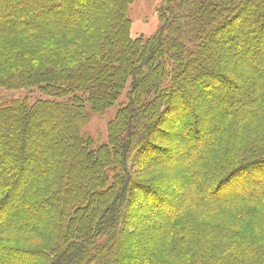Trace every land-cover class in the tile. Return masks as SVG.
<instances>
[{
    "label": "trees",
    "instance_id": "obj_1",
    "mask_svg": "<svg viewBox=\"0 0 264 264\" xmlns=\"http://www.w3.org/2000/svg\"><path fill=\"white\" fill-rule=\"evenodd\" d=\"M133 1L0 0V91L42 96L0 97V264H264V0H163L135 39Z\"/></svg>",
    "mask_w": 264,
    "mask_h": 264
},
{
    "label": "rangeland",
    "instance_id": "obj_2",
    "mask_svg": "<svg viewBox=\"0 0 264 264\" xmlns=\"http://www.w3.org/2000/svg\"><path fill=\"white\" fill-rule=\"evenodd\" d=\"M163 4V0H134L128 7L127 9V18L129 19L130 22V37L132 39L135 38H147V37H151L153 36L159 29L160 27V21H159V9L161 8ZM76 9H78L79 11H84L83 9V5H77L74 4L73 5ZM215 45H216V52H218L221 55H224V57L227 58V56L232 52V51H237L240 48V44H238L237 41H233V40H229L227 42L221 43L219 40L215 41ZM219 47H224L222 48V50H219ZM218 48V49H217ZM224 50V51H223ZM222 51V52H221ZM240 61V60H239ZM239 61H236L234 63H232L231 61H229L228 63H225L226 66L228 67L229 72L230 69L234 68L236 69V67L239 66ZM240 68V67H238ZM124 94L122 95L123 98ZM211 94L208 92L206 95H204L202 97V101H204L203 103H207L210 98H211ZM0 97L3 98H26L29 101H34L38 98H41L42 96L40 95V93L37 90H18V91H0ZM122 99H120L121 101ZM116 107H113L110 111L106 112L103 115H98V114H90V118L88 123L83 127L82 132L84 134L89 135L93 141L95 142V144H101V143H105L106 139H107V124L108 122L111 120V118L114 115V111H115ZM171 117L168 116L165 118V121L163 123L165 130H166V137H163L162 135H157L155 137V141L156 143H158V145L164 147V148H173L172 150L175 151L174 155L175 158L181 156V154H183L182 151H180V145L183 141H185L184 136H181V131L179 129L178 123H172L170 121ZM173 121V120H172ZM176 148V149H174ZM170 157V156H169ZM175 163V162H174ZM145 162L140 160L138 161V163L136 164V168L134 170V177L135 179L138 180H146L149 179L150 177H154L155 175H157L156 172L148 169L147 167H145ZM185 188V185H177V186H170L167 185L166 186V192H168V194H172L173 192L177 193V195L174 197V201L176 200L179 201V198L181 197V193ZM175 190H177L178 192H176ZM173 196V194H172ZM133 204H135V208H138L140 206V202L138 203V201L133 202ZM146 215L147 218L141 219L140 223L147 226L145 227L143 234L141 237H147L149 238L148 240H150L149 242L151 243V245L154 243L155 245V239L154 237H152V233L150 231V229L155 228L157 225L156 223H153L154 219H151L150 217V213H154V208L147 206L146 210ZM17 215L21 213H19L17 211L16 213ZM16 215V217H17ZM129 222V221H128ZM127 225L129 227V230H135V224L132 222H129ZM148 224L146 225L145 223ZM134 225V226H133ZM137 227V226H136ZM140 230V229H139ZM122 238L124 237V232L122 233ZM153 238V239H151ZM154 240V241H153ZM121 243V241H120ZM142 247V246H141ZM141 249H144L143 247ZM143 260L139 262V264H143Z\"/></svg>",
    "mask_w": 264,
    "mask_h": 264
}]
</instances>
